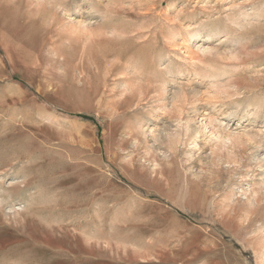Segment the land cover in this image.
Returning a JSON list of instances; mask_svg holds the SVG:
<instances>
[{"label":"rangeland","instance_id":"obj_1","mask_svg":"<svg viewBox=\"0 0 264 264\" xmlns=\"http://www.w3.org/2000/svg\"><path fill=\"white\" fill-rule=\"evenodd\" d=\"M263 153L264 0H0V264H264Z\"/></svg>","mask_w":264,"mask_h":264},{"label":"bare ground","instance_id":"obj_2","mask_svg":"<svg viewBox=\"0 0 264 264\" xmlns=\"http://www.w3.org/2000/svg\"><path fill=\"white\" fill-rule=\"evenodd\" d=\"M76 28H79V33L81 32V35H88L89 37L92 36V35H95V32L93 30H91L90 26L87 24L86 20H81V21H78V24L75 26ZM204 129H207V125L203 126V129H202V126L199 125L198 128H195L193 127V125L190 123V120H186V123L184 124L183 126V131L185 133V136H188V138L190 139H194L195 140L193 141V148L197 145L196 143V138H197V135L199 132L203 131ZM165 131V129L161 130L159 133V136H161L162 132ZM213 133V132H212ZM166 135H170L168 132H166ZM216 135V134H215ZM173 139L176 140V139H179L180 138V133L179 132H175L173 133ZM216 137L218 138V140H220L221 143H226L227 141H231L232 140V137L230 135H223V134H220V135H216ZM159 139V138H157ZM172 139V140H173ZM227 144V143H226ZM175 145V144H174ZM257 160H259L260 162H264V153L261 155V156H258L256 158ZM260 168L264 171V165L260 166ZM260 184L261 182L264 184V177L261 176L260 177ZM256 193V192H254ZM3 206L0 207V209H2ZM5 208V207H4ZM7 208V207H6ZM9 211L11 212H14V211H20L22 210V207L21 205H13L11 207H8ZM16 213V212H15ZM262 230L260 231L259 233V238H258V248H259V251L256 252L259 260H261V262L263 261L264 262V225L262 226L261 228ZM220 243V242H219ZM223 244V243H222ZM222 247V246H221ZM225 247V245H224ZM223 248V247H222ZM219 249V248H218ZM224 250V248H223ZM207 253V252H205ZM215 253V251H214ZM226 253V252H225ZM204 254V253H203ZM210 254V253H209ZM224 254V253H223ZM205 255V254H204ZM207 255V254H206ZM237 255V254H236ZM205 257V256H204ZM209 258V257H207ZM211 258V257H210ZM230 258V257H229ZM233 258H235L233 256ZM228 259V258H227ZM236 259V258H235ZM211 260V259H210ZM214 260V259H213ZM231 260V259H230ZM240 260V259H239ZM235 261V260H234ZM233 262V261H232ZM237 262V261H236ZM242 262V261H241ZM248 263V262H247Z\"/></svg>","mask_w":264,"mask_h":264}]
</instances>
